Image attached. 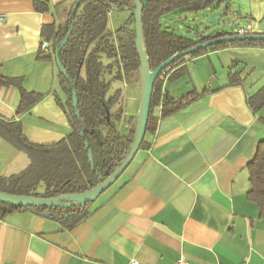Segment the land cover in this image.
Wrapping results in <instances>:
<instances>
[{"label":"crops","instance_id":"1","mask_svg":"<svg viewBox=\"0 0 264 264\" xmlns=\"http://www.w3.org/2000/svg\"><path fill=\"white\" fill-rule=\"evenodd\" d=\"M70 1L49 0L52 7ZM226 4L224 21L194 33L250 25L252 35H264V0H224L219 11ZM184 15L170 17L179 35L188 32L178 19ZM0 16V76L21 79L26 92L43 96L18 116L19 90L0 87V116L20 121L34 144H57L72 132L56 99L65 97L56 64L38 59L46 45L42 28L55 18L36 12L33 0H0ZM231 75L241 83L231 85ZM139 83L131 84L129 96L139 94L138 109L128 116L121 107L123 114L114 118L124 136L134 132ZM162 89L173 100L189 101L166 118L161 107L154 110L144 147L88 218L68 229L30 211L11 214L0 221V264H264V221L247 200L248 165L264 141V108L256 113L249 106L264 89V48L231 47L189 58L165 75ZM29 164L0 138V176L19 174Z\"/></svg>","mask_w":264,"mask_h":264},{"label":"trees","instance_id":"2","mask_svg":"<svg viewBox=\"0 0 264 264\" xmlns=\"http://www.w3.org/2000/svg\"><path fill=\"white\" fill-rule=\"evenodd\" d=\"M78 1L81 0L52 7L49 0H33L36 12L52 13L55 18L53 25L42 28L41 36L49 47L39 52L38 59L56 64L58 85L65 102L58 96L56 99L67 115L72 132L57 144L37 145L27 138L20 121L0 116V138L24 153L30 161L29 166L19 174L0 176V193L54 198L92 191L120 167L131 150L135 132L130 138L122 135L114 118L123 114V109L119 107L123 96L121 85L141 80V63L135 44V2L86 0L77 6ZM223 1L146 0L142 23L149 70H156L168 59L198 45L235 36L233 33L205 36L190 31L179 35L170 25L173 15H199ZM113 11H128L130 14L126 24L119 29L111 28ZM67 37L69 39L63 47ZM231 47L264 48V42L221 43L198 50L167 67L153 83L146 133L153 130L156 108L161 107V117L166 118L185 106L190 98L176 101L163 94L165 75L189 58ZM57 52L60 67L57 65ZM230 81L231 85L241 83L234 75H231ZM0 87L19 90L18 116L27 113L43 99L42 95L26 92L21 79L0 76ZM249 106L256 113L264 108V89L249 99ZM144 145L143 142L140 149ZM248 174L250 189L247 200L258 207L260 219L264 221V141L259 143L256 156L248 165ZM94 202H63L30 208L0 203V221L15 212L30 211L71 229L88 218Z\"/></svg>","mask_w":264,"mask_h":264},{"label":"water","instance_id":"3","mask_svg":"<svg viewBox=\"0 0 264 264\" xmlns=\"http://www.w3.org/2000/svg\"><path fill=\"white\" fill-rule=\"evenodd\" d=\"M86 0L78 1L77 6L81 5ZM136 5L135 10V32H136V50L140 57L141 63V102H140V110L138 114L137 128L135 133V138L131 150L120 167L113 172L103 183L97 186L92 191H87L79 194L72 195H63L54 198H37V197H19L12 196L0 193V203L11 205L18 208H30V207H39V206H48L53 204H60L63 202H73L75 204H84L88 202L96 201L102 194H104L107 190H109L117 180L123 175V173L127 170L130 164L133 162L135 156L139 152L146 135V127L149 119V111H150V103H151V94L152 87L157 76L164 71L167 67L173 64L175 61L180 58L187 57L190 54L202 50L208 49L212 46L221 44V43H229L235 41H253V42H264V35H249V36H230L220 39H215L213 41L204 43L202 45H198L194 48H191L187 51H184L180 54L175 55L174 57L168 59L166 62L161 64L156 70L150 71L148 65V58L146 55L145 47H144V31H143V23H142V12L144 6L146 5V0H134ZM225 12L223 17L228 15L229 10L227 9V4L225 5ZM230 9V8H229ZM223 28L233 29L234 26H224ZM69 37H67L66 41L63 43V47L66 45ZM59 52L56 53L57 65L59 66L58 60ZM60 67V66H59Z\"/></svg>","mask_w":264,"mask_h":264},{"label":"rangeland","instance_id":"4","mask_svg":"<svg viewBox=\"0 0 264 264\" xmlns=\"http://www.w3.org/2000/svg\"><path fill=\"white\" fill-rule=\"evenodd\" d=\"M225 8L226 6L223 8L222 11H219V9L217 8V4H216L210 11H205L199 15L186 14L182 18H178V19H179L180 24L184 27L186 31H190L192 33L196 31L201 32V31H204V28L206 26H210V27L213 26V22H216L214 24L218 25L219 24L218 22L224 21V19H226V17H223ZM129 16L130 14L128 13V11H124V12L113 11L111 15V22H110L111 28L119 29L123 27V25L126 24L127 20L129 19ZM236 29L237 27L230 29L231 33L235 32ZM139 82H140L139 85H141V80ZM120 88L122 89L124 93V97H122L121 99L120 107L125 109V114H127L128 116L133 115L139 106V94L138 93L136 95L134 94V98L131 99L129 96L133 89V86L131 84H126V85L122 84ZM64 102L65 101H63V103ZM134 119L135 118H133V121ZM137 121H138V115H137L136 121L134 122L135 123L134 124L135 133H136V128H137ZM125 137L130 138L132 137V135L127 134L125 132Z\"/></svg>","mask_w":264,"mask_h":264},{"label":"built area","instance_id":"5","mask_svg":"<svg viewBox=\"0 0 264 264\" xmlns=\"http://www.w3.org/2000/svg\"><path fill=\"white\" fill-rule=\"evenodd\" d=\"M3 20H4L3 16H0V22L3 21ZM233 34L235 36H249V35H252V30H251L250 25H248L245 28H237L236 31ZM48 47H49V45L46 44L44 48L46 49ZM130 264H138V262L136 260H132L130 262ZM177 264H187V263L184 260H181Z\"/></svg>","mask_w":264,"mask_h":264}]
</instances>
